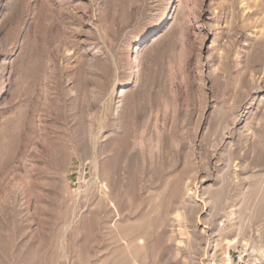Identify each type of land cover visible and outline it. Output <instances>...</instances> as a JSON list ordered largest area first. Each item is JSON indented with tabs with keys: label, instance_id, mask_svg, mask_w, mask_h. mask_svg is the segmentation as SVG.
<instances>
[{
	"label": "rangeland",
	"instance_id": "1",
	"mask_svg": "<svg viewBox=\"0 0 264 264\" xmlns=\"http://www.w3.org/2000/svg\"><path fill=\"white\" fill-rule=\"evenodd\" d=\"M227 254L264 264V0H0V264Z\"/></svg>",
	"mask_w": 264,
	"mask_h": 264
},
{
	"label": "bare ground",
	"instance_id": "2",
	"mask_svg": "<svg viewBox=\"0 0 264 264\" xmlns=\"http://www.w3.org/2000/svg\"><path fill=\"white\" fill-rule=\"evenodd\" d=\"M140 50L141 47L138 44H133L132 49L130 51L131 56V63L132 66L129 70L128 77L122 81H120V87H125L126 85L130 84L133 80L134 75L136 74L138 67L140 65ZM227 244L230 246L233 245V241L228 240ZM221 264H232V259L230 255H224L223 261Z\"/></svg>",
	"mask_w": 264,
	"mask_h": 264
}]
</instances>
